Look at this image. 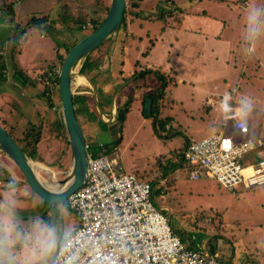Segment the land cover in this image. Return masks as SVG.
I'll list each match as a JSON object with an SVG mask.
<instances>
[{"label": "rangeland", "instance_id": "rangeland-1", "mask_svg": "<svg viewBox=\"0 0 264 264\" xmlns=\"http://www.w3.org/2000/svg\"><path fill=\"white\" fill-rule=\"evenodd\" d=\"M13 1H15V5L13 6V22L15 25H19L25 20H30V18L32 17L41 18L44 15H49L51 19H56L59 17L58 14L62 12V8L64 6L72 9V14H75L74 18L76 21L83 19H92L94 21H98L101 17H103L104 14L101 10H96V15L95 11L93 10V8H98L100 3L104 0H0V5L7 3L10 4ZM193 1L194 4L191 6H204V9L208 14L212 15L215 21H224L226 26L221 30L222 33H220L219 36L220 40L229 41V49L223 57L222 43L211 40L212 36L210 35L211 33H209V30L202 29L199 27V24H196V29H201L204 30V32L208 33L204 35L205 39L199 38V41H187L186 39H184V42L189 44V48L193 53H201L203 59H205V66L201 70L206 74L205 79L197 80L198 83H195L190 82L187 77L179 75L178 78L182 80L181 83L177 82L178 78H174L172 80V83L168 86L161 85L160 81L156 80L155 78L154 80L151 78L146 82L147 86H162L165 99L169 97L171 99L173 97L175 98L177 103L176 106L178 107V109L173 111L175 114L172 113L175 115V121L172 120V124L174 125V127H177L178 132L174 136L160 138V136L155 131V116L144 117L143 106H141L139 99H136V101L133 103L122 130H120L119 125H117V114L116 117L114 116L113 118L111 117L112 115L110 113V116L107 119L109 121L110 118H113L112 124L103 133V136H106L107 141L105 137H102L100 140L107 142V144L109 143L111 145H115V154L117 155V158L122 164L126 173H130L131 171H133L138 173L150 174V172H152V166L155 162V157L158 155L167 154L168 151L171 150L173 144H176L179 141L184 142L186 140V136L191 141H199L203 137L209 136L214 131L219 132V127L212 123V116L214 115V111L209 113V111H205V109L204 111H202L200 107L203 105L205 97H208V94L206 93L207 89L218 92L219 94L214 96H221L222 98H224V95L226 93L233 95L235 94V92H247L250 93L251 96H255L256 100H259V108H253L252 110L249 119V123L252 125L250 133H253L251 135V138L259 136L260 139L264 141V44H261L257 54L252 58L246 57L242 49V36L246 22L247 10L250 6L253 5L264 6V0H202L201 2H199L198 0ZM175 2L176 5H180L184 4L186 0H175ZM72 5L76 6V8H72ZM192 11L197 12V9L193 8ZM175 14L181 16V12L179 11H175ZM164 15V21L167 20L165 24H175V21L172 20L173 16L168 19V15L166 13ZM212 17L211 19L213 20ZM127 19H131L134 23L135 19L137 18L129 17ZM126 21L128 22V24L130 23L129 20ZM87 23L82 25L83 30L87 29ZM161 27V22H153L152 24L145 23V25H143V29H139L137 31V34L142 38L145 37L146 33L148 37H152V39L155 40L159 35ZM165 29L168 30L167 26L164 28V30ZM78 33L80 34V31L76 28L70 30L53 29L49 33H41L39 31H35L34 29H28V36L23 45L24 49L20 51L19 55H17V57L20 59V66H23L25 68L26 66H35L39 64L40 66L44 67L50 62L52 58H54V50L58 51L56 40L72 42L74 36H77L76 34ZM0 41H2V44L7 43L5 33H3L2 30H0ZM15 42H19L18 36L16 37ZM117 42L119 41L116 39L115 42H111L114 45V47L112 48L116 49L113 54L110 53V55H112V58H109L108 56L104 57V53L102 51H99L101 52V54L98 56V60H96L94 58L95 56L92 55L89 57L87 64L85 63L84 66V70H89L92 74L95 72H100L99 75L97 73V79H95L96 76L93 75V79L96 83V87L94 86V93L97 94V99H99V102L102 104V106H104V104L108 103V100H110L114 108L117 107L118 104H120L119 102L121 101V99L127 97V93H130L131 91L137 92V89H140L141 91V89H143V86H145L144 84L139 85L137 79H140L139 73L144 74L145 71H142V69L140 68L141 58L139 52L136 50L139 49V47L135 46L134 48L128 50L126 49L127 42L123 41L119 44L124 52L121 60H125L127 62H124L125 64L122 63L123 68L122 72H120L118 68L120 66L121 60L118 58L116 59V52H118V50L116 45L114 44ZM160 43L158 44V47H160V49L163 48V51L169 50L170 54L175 53V47L170 49V46L168 47L165 41L162 42L163 44ZM134 44L136 45V43ZM141 44L146 45L147 47V40L143 38V42H141ZM143 45H141V47ZM136 56H139L140 62L134 60L136 59ZM183 56L185 57L186 55L183 54ZM168 57L169 56L166 55V61ZM8 59L10 62H12L13 60V58L11 57H8ZM56 59L57 62L61 63L59 57ZM143 61L144 60H142V62ZM10 62L5 63V61L0 60V70L3 66H6V69L9 68V70H11L12 64L9 65ZM159 62H162V64L165 65L167 64L164 62V59L158 60L157 58L156 63ZM128 63H130V67L128 66ZM149 66H151V64ZM171 77H174V75L172 74ZM77 84L78 83H76V85ZM38 87L40 88V86ZM87 87L88 86H85L84 83H82L80 86L83 94H85L86 96L85 106L90 113V115H88V119L89 121H92L91 118L94 116V114H96L97 110L96 105L93 102V100H95V98L93 97V93L88 92ZM24 88L26 91H29L31 95L36 96V89H29L27 87ZM55 91L57 92V89H55ZM45 93L46 91L44 92L45 98L48 101H51L50 96H46ZM76 103L77 102L75 100V104ZM254 104L255 103H253V105ZM198 108L200 110H197ZM116 111L117 113H121L122 107L119 109V111L118 108H116ZM98 116H100V114ZM77 117L81 118L82 116L80 117L79 115H77ZM223 117L224 113L220 107L219 118ZM84 120L86 121V118L80 119L82 123ZM226 127L227 130H230L231 125L228 123ZM248 127L250 128L249 125ZM5 128L8 129V127ZM31 128L34 127H30L29 131H31ZM23 129H21L20 133L22 132L21 135L25 137L28 132L24 131ZM31 133L37 136L39 135V130H34ZM183 134H185L186 136H184ZM13 136L12 138L17 139V135L15 133ZM32 139L27 140L26 143L23 141L25 143L23 145L25 146L27 145V143L32 144L34 140ZM18 141L21 142L22 140ZM66 142L67 139H65V142H63L57 136L54 135L53 137L52 135H47V133L45 132L44 135L41 134L38 147L43 153L44 157H46V155L49 156V161L59 160L62 153L65 155L68 161V157L64 153V147L66 146V149H68V142L67 144ZM95 143H97V141ZM259 147L260 148H257L250 153L251 156H253V159L260 156L261 150V154H263L264 146L260 145ZM98 149L99 148L96 145L94 147L92 145L87 149V152H94ZM249 156L250 155L244 158L245 161H249ZM6 161L8 160L0 154V181L5 174H8L4 171L5 168L8 169V167L6 166ZM35 161L49 167V170H52L55 173L56 178L57 172L60 173L57 178L58 180L63 179L66 176V171L68 168L66 165L57 163V167L52 168V166L47 165L49 161L42 162L36 159ZM182 169V173L178 172V170L173 172L174 175L172 176V178L174 180V185L169 187L168 191L164 190L163 195H160L161 193H159L158 191V189L161 188L160 185L156 181H154L153 184L152 191L153 193H156V198L154 200L155 204L158 206L160 205V203L167 202L172 206L174 212L169 217L171 218V220L169 221L171 227H174V224H180L183 221V224H181L180 226H186L187 229H190L195 225L194 217H204L205 213H211L210 215L217 214V218H221L219 206H227L228 209L225 213V215L227 216V224L223 227L225 230L224 233L230 236L232 240H235L239 237L238 235L244 233L247 230V226L245 227L242 224H239V222H242V220L232 216L233 214L235 215L239 210L241 211V213L244 210L243 207H240L238 205V200L236 201L230 198L231 196L234 199H240V193L235 195L234 193L224 189L216 181L211 180V178L207 175L204 176L208 178H203L204 176L202 175L198 180H191L188 177V171L186 170L187 168L184 167ZM49 170L46 171L47 174L50 173ZM37 173L42 181L51 182L49 178H46V175L42 170L39 169ZM12 176L17 178L19 188H26V186L22 182L23 178H19L17 173H12ZM238 189L242 188H237L236 191ZM2 192L3 191H0V194H2ZM19 193V199L21 202L20 212L25 218L34 214H46L47 204L42 202L40 199H37L36 197H32V194L26 196L22 192ZM164 198H166L165 201ZM199 212L200 214H198ZM161 213L166 217L168 216L167 210H161ZM242 215L244 216V214ZM243 216L240 218H244ZM190 218L191 222L189 221ZM233 218L238 220L236 221L237 225H232ZM76 221L77 218L75 216V213L71 211L70 223L74 227H76ZM214 224H216L218 227L217 220L214 221ZM254 224L256 227V235L254 237H250L249 235L243 236L242 238H250L248 242H251L252 239H254L253 241H256L255 245L256 247H258V251H260L256 252L255 256L260 260H264V251H261V249H264V225L258 226L257 221ZM197 226V228H201L200 230H198L201 232L208 231L211 228L202 220L197 223ZM196 232L197 231H194L192 232V234H196ZM261 239L263 240V242L261 241Z\"/></svg>", "mask_w": 264, "mask_h": 264}, {"label": "crops", "instance_id": "crops-1", "mask_svg": "<svg viewBox=\"0 0 264 264\" xmlns=\"http://www.w3.org/2000/svg\"><path fill=\"white\" fill-rule=\"evenodd\" d=\"M157 1L159 0H147L148 6H145V8H149ZM193 4L194 2L193 1L190 2V0H186L184 4H180V6L184 8V10L179 11L181 12L180 14L181 24L179 26L169 23L167 25H163L161 23L162 27L159 31V35L157 39H155V43L153 46L152 44H147L146 47V45L143 44L138 45L139 43H136L135 45L132 41H130L129 43L127 42V40L125 41L127 42L126 49L128 50L133 48V46L139 47V49L136 50L139 52L141 62L139 60V56H136V59L134 60L140 62V68L142 69V71L145 70L144 75H141L143 73L138 72L140 75V79L137 78L139 82L138 84L139 85L144 84L145 86H143V89H141V91L140 89H137V92L131 91L130 93H127V97L121 99V101L119 102L120 104H118L117 107L114 108L110 100H108V103H105L104 106H102V104L99 102V99H97V94H95L92 91L90 83L83 76L79 77L80 82L84 83L85 86H88L87 87L88 92L93 93V97L95 98L93 102L96 105V110H97L96 114H94V116L91 118L92 121H89L88 115H90V113L85 106L86 96L85 94H83L80 86L76 85L74 90L75 94L73 97L75 98L77 103L74 104V109L77 115H79L80 117L82 116L81 118L83 119L86 118V121L84 120L83 123L80 122L82 123L81 125L86 140H88L86 141V144H91V145L95 144L98 148L104 146V143L101 140L98 143H95V141H97V139L99 140L100 137L103 136V133L112 124L113 118L114 116L116 117V114H117V121L119 122L121 113L119 112L117 113L116 108H118L119 111L122 105L127 101L129 95L132 94L135 97L134 102L136 101V99H139L141 106L144 105L141 102L140 96L143 93L158 88L151 85L147 86L146 84V82L151 78L154 80L152 75L155 74L157 75L158 72H163L167 76V81L168 80L170 81V84L172 83V80L174 78L175 79L178 78L179 75L181 76L183 75L187 77V79H189L190 82H195V83H198L197 80L205 79L206 74L205 72L201 71L202 68H204L205 66V59H203L201 53H193L192 50L189 48V44L184 42V39H186L187 41H192V40L199 41V38H204V35L208 34L204 32V30L196 29V24H199V27L202 29L209 30V33H211L210 35L212 36L211 40L222 43L223 45L222 53H223V57L225 56V54L229 49L230 43L228 40H223V41L220 40L219 34L222 33L221 30L225 28L226 24L224 23L223 20L215 21L212 15L208 14L207 11L204 9V6H191ZM71 7L76 8V6L74 5H72ZM193 8L197 9V12L192 11ZM69 10L72 11V9L70 8ZM94 11L97 15V11L96 10ZM168 13L169 12L166 11L167 15ZM146 14L148 13L143 12L140 15L139 23L141 25H142L141 20L146 19L145 18ZM73 16L75 17L74 13ZM211 17L213 18V20L211 19ZM11 18H12L11 16H6L2 12H0V30H2L3 33H5V37L7 39V43L2 44V47L0 48V60L5 61L6 63V62H10L8 57L13 58L12 62L9 63V65L12 64L11 70H9V68L6 69L5 68L6 66H3L2 69L0 70V121H5V123L7 124L6 126H8V129L12 131L11 134L14 135L15 133L17 135V139L23 141L24 137L21 135L22 132L20 133L21 129L24 128L23 130L27 132L29 128L33 126V127H37L41 131V134L44 135L46 132L47 135H50L49 134L50 129L53 126V122H55L54 121L55 117L58 118L57 94L55 93V95L53 96L54 106L51 107L49 101L44 96L45 90L43 89L42 84L39 83V81L37 80V77L42 72L48 69L50 63L56 64L57 62L56 58L60 57L59 55H64L65 51L64 48L59 47L58 43L56 42L58 51L54 50L55 56L50 60L48 64L45 65L46 67L45 66L42 67L39 64L35 66H26L25 68L23 66H20L19 64L20 59L17 57V55H19L20 51L24 49L23 45L28 36L27 34L28 28H26V24L24 23H26L28 20H25L19 25H15L13 22V18L12 19ZM169 18H171V16H169ZM166 26L168 30L166 29L164 30ZM139 29L141 28H138L136 32ZM58 30H60V27H58ZM129 31L132 32V29L129 28ZM17 36L19 37V42H15ZM163 41L166 42V45L168 47L170 46V49L175 47V53L170 54L169 50L163 51V48L160 49V47H158V44L160 42H161L160 44H163L162 43ZM141 45L143 46L141 47ZM148 48L149 51L146 54H144ZM7 49H8V53H7ZM122 53L124 55L123 50ZM183 54H185L186 56L184 57ZM166 55L169 56L167 61H166ZM111 56L112 55H110L109 58ZM157 58L158 60L164 59V62L166 61L165 63L167 64L166 65L162 64V62L156 63ZM142 60L144 61L142 62ZM123 62L126 61L123 60ZM150 64L151 66H149ZM128 66L130 67V63H128ZM85 73L89 76L93 86L96 87V83L95 80L93 79L94 78L93 75H95L96 76L95 79H97V73L99 75L100 72H95L92 74L89 70H87L85 71ZM172 74L174 75V77H171ZM181 81L182 80L178 78L177 82L181 83ZM38 86H40V88ZM24 87H27L29 89H36L35 90L36 96L31 95V93L29 91H26ZM162 93H163L162 98H160L156 104L160 116H158V113L156 115L158 116V119L170 117L173 121H175V115H174L175 113L173 111L178 109V107L176 106L177 105L176 100L174 97L172 99L170 97L165 99L164 90H162ZM206 93L208 94V97H205L203 101V105L200 107L202 111H204V109L205 111H209V113L214 111V115L212 116L213 119L212 123L219 127V132H220L229 123L228 121H226L225 115L223 118H219L220 105L223 98L221 96H214V95H218L219 93L213 90L207 89ZM231 97L232 99L229 101V104L233 109L239 106V102L242 97L250 98L252 103H255L253 105L254 109L259 108L258 105L259 100H256L255 96H251L250 93L235 92V94L231 95ZM197 110L200 109L198 108ZM110 113L112 115L111 117L113 118H110V120L108 121L107 118L110 116ZM99 114L100 116H98ZM143 114H144V110H143ZM249 119L250 117L248 118V125L250 126V129H252V125L249 123ZM170 126H172V129L175 128L173 124L166 125L164 129H160V128L157 129V127L155 128L160 138L172 137L178 132V129L169 132L168 130L170 129ZM219 132L214 131L209 136ZM183 135L186 136L185 134ZM103 137L106 138V136ZM206 137H203L202 139ZM255 138L260 139L259 136H256ZM189 141L191 140L188 139L186 136V140L184 142L179 141L176 144H173L171 150L168 151V153L165 154L164 156L166 158H169L173 151H176V153H180V151L185 147L186 143ZM193 141H197V140H193ZM111 149L115 151V145L112 146ZM91 152L95 155L100 154L97 153L98 151H94L95 153L93 151ZM261 155L262 154L260 153V156ZM46 157H47L46 161H49V156L46 155ZM49 163H56V165L57 163H60L61 165H66L68 167L69 155H68V161L65 155H62L59 160H52L49 161ZM52 168H56V166ZM182 168L184 167H181L180 165L178 167L176 166L171 170H168L167 173L165 174V172L163 173L162 170H159V168H157V166L156 168L152 166V172H150L151 175L146 180L156 181L161 187L160 189H158V191L159 193H161L160 195H163L164 190L168 191V188L174 185V180L172 178V176L174 175L173 172L178 170V172L182 173L183 171ZM203 178H208V177L204 176ZM167 180H172L169 185L166 184ZM241 188L242 189H238L237 191L232 192L235 195L240 193L241 194L240 199L238 198L234 199L231 196L230 198L236 201L238 200L237 201L239 202L238 205L240 207H243L244 210L242 211V213L239 210L235 215L233 214L232 216L242 220V222H239V224H242L245 227L247 226L248 228L244 233L238 235L239 237L236 238L235 240H232L230 236L224 233L225 230L223 227L227 224V220H226L227 216L225 215L228 209L227 206H219L221 212V216H220L221 218H217V214L210 215L211 213H205L204 217H197V216L194 217L195 225L190 229H187L186 226H180L181 224H183L182 221L180 224H174V227H171L172 230L183 242V244H185L188 248L196 250L209 257H214L215 259L219 260L222 264H264V260H260L255 256L256 252H260L258 251V247H256L255 245L256 241L254 242L253 241L254 239L251 238L252 241L248 242L250 238H246V239L242 238L243 236L249 235L250 237H254L256 235L255 232L256 227L254 224L256 221L258 223L257 224L258 226L264 225V186L254 188L251 191L245 190L243 187ZM152 190H153V186H152ZM155 194L156 193H153L152 191L153 201L156 198ZM165 200L166 198H164V201ZM156 207L160 211L167 210L168 212L167 220L169 222L171 220V218L169 217L174 212L172 206L169 205L167 202H165V203H160V205L158 206L156 205ZM198 214H200V212ZM242 214H244V216ZM242 216L244 218H240ZM191 218L189 219L190 222H191ZM200 220L204 221L206 225H209L211 228L208 231H204V232L198 231L201 229V228H197L198 227L197 223ZM215 220H217L218 222V227L216 224H214ZM236 221L238 220L233 218V223H232L233 226L237 225ZM194 231H197L196 234L195 233L192 234V232ZM261 241L263 242L262 239ZM262 250L264 251V249H261V251Z\"/></svg>", "mask_w": 264, "mask_h": 264}, {"label": "built area", "instance_id": "built-area-1", "mask_svg": "<svg viewBox=\"0 0 264 264\" xmlns=\"http://www.w3.org/2000/svg\"><path fill=\"white\" fill-rule=\"evenodd\" d=\"M59 72L57 65L37 77L51 99ZM227 120L230 130L189 141L180 151L189 179L207 175L230 192L264 186V152L255 159L250 154L264 141L251 138L248 125ZM87 162L85 183L67 198L77 218L76 264H222L183 244L154 204L150 181L126 173L114 150L87 152Z\"/></svg>", "mask_w": 264, "mask_h": 264}, {"label": "clouds", "instance_id": "clouds-1", "mask_svg": "<svg viewBox=\"0 0 264 264\" xmlns=\"http://www.w3.org/2000/svg\"><path fill=\"white\" fill-rule=\"evenodd\" d=\"M242 41L248 58L254 57L264 44V6L248 8ZM231 99L226 93L221 101L225 119H236L238 127L246 129L253 103L242 97L239 107L233 109ZM18 193V180L12 176L0 194V264H76L77 231L70 223L71 202L66 194L51 192L46 214L25 218L20 212Z\"/></svg>", "mask_w": 264, "mask_h": 264}, {"label": "water", "instance_id": "water-1", "mask_svg": "<svg viewBox=\"0 0 264 264\" xmlns=\"http://www.w3.org/2000/svg\"><path fill=\"white\" fill-rule=\"evenodd\" d=\"M124 11L125 0H109L108 11L101 19L99 25L74 42L62 60L57 82V113L68 142L69 164L66 176L61 180H58L50 173H44L46 178H49L54 184V187L59 185L62 186L61 189L55 190L54 187L51 189L45 185V181L39 178L36 169L32 165V163L37 162L25 153L12 138L11 134L0 125V154L17 167L23 178L22 182L24 185L46 203L51 192L59 191L65 193L66 198H68L87 179L86 140L82 126L75 114L73 104L74 89L76 83L79 82V77L83 76L90 83L92 91H95L89 76L81 69V64L92 50L115 35L121 25ZM150 106V99H146L143 107L144 117L150 116ZM47 169L50 168L47 167Z\"/></svg>", "mask_w": 264, "mask_h": 264}, {"label": "trees", "instance_id": "trees-1", "mask_svg": "<svg viewBox=\"0 0 264 264\" xmlns=\"http://www.w3.org/2000/svg\"><path fill=\"white\" fill-rule=\"evenodd\" d=\"M14 5H15V1H13L10 4L7 3V4L0 5V12L5 14L6 16H11L13 18V15H14V7L13 6ZM164 14L165 13H160L157 18L159 19L158 21L161 22L163 25H167V24H165V22H167V20L164 21ZM136 18H138V17L136 16ZM84 20L85 19L76 21L74 16H73V14H72V11L69 10V8H67V7H63L62 8V12L59 14L58 18L51 19V17L49 15H44L41 18L32 17V18H30V20H28L26 22V28L34 29L35 31H39L41 33L42 32L43 33H49L53 29H58V27H60V29H63V30H70V29L76 28L77 30L80 31V34L78 33V34H76L77 36H74L73 42H75L81 36H83L87 32H89L92 29H94L95 26L99 22V20L98 21L97 20L94 21L92 19L85 20V21ZM172 20L175 21V25L176 26H179L181 24V17L178 16L177 14L174 15ZM87 22L92 23L93 26L90 29H84L83 30L82 29V25L87 23ZM56 42L58 43L59 47H63L64 48L65 54L67 53L69 47L71 45H73V42L66 41L67 42L66 43L64 40H56ZM154 43H155V40L151 42L152 46L154 45ZM1 47H2V41H0V48ZM148 51H149V48L147 49V51L144 54H146ZM65 54L64 55H59L61 63H62V60H63ZM61 63L60 62H58L56 64L55 63H50L48 69L49 70L53 69L57 65L60 67ZM141 75H144V74H141ZM153 78H155L156 80L160 81L161 85H165V86L170 85V81L169 80L167 81V76L163 72H158L157 75L156 74L153 75ZM56 82H58V79H56ZM162 95H163V93H162V86H161V87L155 88V89H153V90H151L149 92L143 93L140 96L141 102L143 104H144V101L146 99H150L151 100L150 116H152V117L155 116V118H156L155 128L157 127V129L158 128L164 129V127L166 125H172L171 124L172 119L170 117H165V118L158 119V116H160V115L158 113V108H157L156 104H157V101L160 98H162ZM134 100H135V97L131 94V95L128 96L127 101L122 106V111H121L119 122H118L120 130H122V128L124 126V122L127 119V114L129 112V110L131 109V106H132ZM49 103H50L51 107L54 106L53 99H51V101H49ZM73 104H75V98L74 97H73ZM157 113H158V116L156 115ZM75 114H76V112H75ZM76 116H77V114H76ZM54 121L55 122H53V126L51 127L49 134L52 135L53 137L55 135L58 138H60L63 142H65L66 136H65V131H64V128H63L62 124L59 122L57 117H55ZM176 129H177V127L172 129V126H170V129L168 131L170 132V131H174ZM32 131H34V128L33 129L31 128V131H29V130L27 131L28 133L24 137L23 141L26 143L27 140L33 138L34 140L32 139L33 140L32 143L33 144H38L39 141H40V135L35 136V134L31 133ZM155 131H156V129H155ZM102 137H100V139ZM100 139L99 140L97 139V143L100 141ZM102 142L104 143V146L103 147L101 146L97 150L98 151L97 153H100V154L110 153L112 151L111 148L114 145H110L109 143L107 144V142H105V141H102ZM66 144H67V142H66ZM31 145H32L31 143H27V145H25V147L28 148V146L30 147ZM88 145H89L88 148H90L92 146L91 144H88ZM94 146H95V144H93V147ZM64 148H65L64 149V153L68 157V155H69L68 149H66V146ZM21 149L24 152L27 151L25 148H21ZM27 154L32 159H35L34 158L35 157V147H33L31 150L29 149ZM100 154H98V155H100ZM162 160H165V161H162ZM184 161H185V157H184V155L182 153H176V151H173L169 158H166L164 155L157 156L155 158V163H154L153 167L156 168V166H157V168H159V170H162V172L163 173L165 172V174H166L168 170H171L172 168H174L176 166L178 167L180 165V166L183 167ZM55 165H56V163H51L50 166L54 167ZM130 173L135 175L140 180H146L151 175V174H147V173H138V172H133V171H131ZM171 181L172 180H167L166 184L169 185L171 183ZM150 183H151V187H152L153 184H154V181L151 180Z\"/></svg>", "mask_w": 264, "mask_h": 264}, {"label": "flooded vegetation", "instance_id": "flooded-vegetation-1", "mask_svg": "<svg viewBox=\"0 0 264 264\" xmlns=\"http://www.w3.org/2000/svg\"><path fill=\"white\" fill-rule=\"evenodd\" d=\"M193 1V0H190V2ZM199 2H201L202 0H198ZM194 2V1H193ZM73 3V2H72ZM145 6H148L147 5V0H125V11H124V14H123V19H122V22H121V25L119 26L118 28V31L115 33V35L113 36V38H110L109 40H107L106 42H104L102 45H100L99 47L95 48L94 50H92L87 56L86 58L83 60L82 64H81V68L82 70L84 71V66H85V63L87 64V61L89 60V57L94 55L95 59L98 60V56L101 54V52L99 51H102L104 53V57L106 56H110V53L113 54V52H115L116 49L112 48L114 47L113 43H111L112 41L115 42V39L118 40L119 42L117 43H114L117 47V50L118 52L117 55H116V59H120L121 60V57H123V53H122V48L119 46V44L123 41H126L129 43L130 41H132L133 43H139L138 45L141 44V42H143V38L147 40V44H151V42L153 41L152 37H148L145 33V37H139V35L137 34L136 30L138 28H141L143 29V25L145 23L147 24H152L153 22H159L158 20V15L160 13H163L166 11H168V19H169V16H173L175 15V11H183L184 8H182L180 5H176V2L175 0H159L157 1V3H154V5L150 6L149 8H145ZM179 6V7H177ZM65 7V6H64ZM108 8H109V2L108 0H104L100 3V5L98 6V8H93V10H98V11H102L104 14H103V17L104 15L107 13L108 11ZM143 12H147L148 14H146V19H142V24L141 25L139 23V18H140V15L143 13ZM136 16L138 17L137 19H135V22L133 23V21L131 19H127L129 17H135ZM101 17L98 24L95 26L97 27L99 25V23L101 22V19L103 18ZM165 17V15H164ZM126 20H129L130 21V25L128 24V22ZM138 22V23H136ZM138 26V27H137ZM129 28L132 29V32L129 31ZM93 30V29H92ZM116 36V37H115ZM110 43V44H109ZM109 45V46H108ZM104 48V50H103ZM134 48V46H133ZM115 59V60H116ZM123 60H121L120 62V66H119V71L121 72L122 71V66H123ZM86 71V70H85ZM77 86H81L82 82H77ZM151 102V100H150ZM144 107V105H143ZM76 112V111H75ZM77 114V113H76ZM77 117V116H76ZM77 119L79 120V122H82L80 121V119L77 117ZM82 123H80L81 125ZM0 125L7 131L9 132L10 134L12 133V131H9V129H6L5 127H8L6 126L7 124L5 123V121H0ZM82 126V125H81ZM34 130H39L37 127H34ZM40 130H39V135L41 137V134H40ZM11 136H13V134H11ZM14 137V136H13ZM14 139V138H13ZM15 142L20 146V148H25L28 153V150L32 149L33 147H35V159L36 160H39V161H46V157H44L43 153L41 152V150L39 149L38 147V144H33L32 143V147L28 146L25 147L23 144H25L23 141L19 142L18 140L14 139ZM85 140H86V137H85ZM40 142V141H39ZM25 152V153H26ZM63 155V154H62ZM61 155V156H62ZM34 159V160H35ZM48 165H51L49 164V162L47 163ZM6 166L8 167V169H4L5 173H8V174H5L2 178V180L0 181V190L3 191L4 187L6 186L8 180L10 177H12V173H17L19 178H22L21 177V174L20 172L18 171L17 167L15 165H13L12 163L6 161ZM57 167V165H55ZM2 170V169H1ZM41 173V172H39ZM60 173L57 172V178L59 176ZM7 175V176H6ZM61 180V179H60ZM47 182V181H45ZM50 183V182H49ZM19 192H22L24 193L26 196H29L30 194H32V197H36L37 199H40L39 197H37L33 192L30 191V189L26 186V188H19ZM18 197H20V193H18ZM42 202H44L45 204H47L45 201H43L42 199H40Z\"/></svg>", "mask_w": 264, "mask_h": 264}, {"label": "bare ground", "instance_id": "bare-ground-1", "mask_svg": "<svg viewBox=\"0 0 264 264\" xmlns=\"http://www.w3.org/2000/svg\"><path fill=\"white\" fill-rule=\"evenodd\" d=\"M80 81V80H79ZM32 165H33V167L36 169V171H38L39 169L40 170H42L45 174H47L46 173V171H48L49 169H47V167L46 166H44V165H42L41 163H39V162H37V163H32ZM47 170H46V169ZM49 172H50V174H52V176H54L55 178H56V176H55V173L52 171V170H49ZM38 174V173H37ZM46 184V186L47 187H49V188H51V189H53V187H54V184H52V183H49V182H45ZM55 188V190H59V189H61L62 188V186H57V187H54Z\"/></svg>", "mask_w": 264, "mask_h": 264}]
</instances>
